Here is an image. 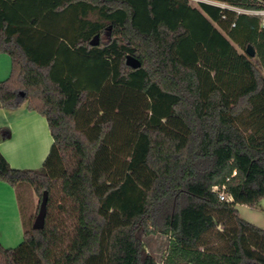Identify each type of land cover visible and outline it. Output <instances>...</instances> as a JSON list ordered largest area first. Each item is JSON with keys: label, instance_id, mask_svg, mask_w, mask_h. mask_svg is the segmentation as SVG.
<instances>
[{"label": "trees", "instance_id": "1", "mask_svg": "<svg viewBox=\"0 0 264 264\" xmlns=\"http://www.w3.org/2000/svg\"><path fill=\"white\" fill-rule=\"evenodd\" d=\"M229 6L0 0L12 65L0 107L27 103L53 138L35 168L0 151V181L39 196L23 242L0 241V264H159L140 231L169 236L162 264H264V228L237 208L264 199V24ZM10 133L0 126V142Z\"/></svg>", "mask_w": 264, "mask_h": 264}, {"label": "rangeland", "instance_id": "2", "mask_svg": "<svg viewBox=\"0 0 264 264\" xmlns=\"http://www.w3.org/2000/svg\"><path fill=\"white\" fill-rule=\"evenodd\" d=\"M193 5H197L199 1H205L211 4L220 5V6H229L225 2H220L217 0H190ZM229 8L236 9L238 11H244L247 13L255 14L260 16L262 24H264V8L259 10H244L238 7L229 6ZM103 37H106L103 34ZM239 51H244V48L239 46L237 43H234ZM11 58L6 53H0V81L6 79L11 72ZM39 125L35 127V135L38 138V156L36 163H38L42 155L46 150V143H44V137L42 132L38 128ZM46 145V147H45ZM41 156V157H40ZM41 166V165H40ZM39 167V166H37ZM18 204V206L16 205ZM39 205V196L35 192L34 188L29 183H21L18 186H11L3 181H0V213L2 215L11 216L12 213L18 211L21 216V231L15 235H4L3 231L1 232L0 241L5 247H17L24 240V227L29 224L28 219L32 216ZM237 208L239 209L240 216L246 218L247 220L258 224L264 227V199H261L255 206H249L246 204H238ZM26 225H25V223ZM223 226H220L222 229ZM139 235L144 240L147 250L152 253L157 262L162 264V261L167 253L169 236L160 232L146 234L143 231L139 232ZM214 235L213 239H216ZM218 242L213 245H217Z\"/></svg>", "mask_w": 264, "mask_h": 264}, {"label": "crops", "instance_id": "3", "mask_svg": "<svg viewBox=\"0 0 264 264\" xmlns=\"http://www.w3.org/2000/svg\"><path fill=\"white\" fill-rule=\"evenodd\" d=\"M36 125H39V129L45 140L44 143L47 145L44 155H42L43 157L38 163H36L38 156V138L34 136ZM0 126L9 127L11 130L10 136L0 142V151L12 167L35 168L43 164L53 143L48 122L44 116L36 111L29 110L27 103H23L15 109L0 107ZM16 205L18 206V204ZM20 227L21 216L18 211L16 214L12 213L11 216L0 213V231H5L4 235H15L21 231Z\"/></svg>", "mask_w": 264, "mask_h": 264}, {"label": "water", "instance_id": "4", "mask_svg": "<svg viewBox=\"0 0 264 264\" xmlns=\"http://www.w3.org/2000/svg\"><path fill=\"white\" fill-rule=\"evenodd\" d=\"M99 34H96L94 38L91 40V43L96 45L99 43ZM246 52L250 56H254L256 51L251 44L247 45ZM126 62L128 65L136 68L140 66V61L134 57L133 55L128 54L126 57ZM46 202H47V192H44L43 200L41 202L40 210L35 218L33 227L34 228H42L44 226L45 214H46Z\"/></svg>", "mask_w": 264, "mask_h": 264}, {"label": "built area", "instance_id": "5", "mask_svg": "<svg viewBox=\"0 0 264 264\" xmlns=\"http://www.w3.org/2000/svg\"><path fill=\"white\" fill-rule=\"evenodd\" d=\"M214 190H218L219 191V196L221 200H232V196L227 194L225 192V187L223 186V188L221 190H219L218 186H214Z\"/></svg>", "mask_w": 264, "mask_h": 264}, {"label": "bare ground", "instance_id": "6", "mask_svg": "<svg viewBox=\"0 0 264 264\" xmlns=\"http://www.w3.org/2000/svg\"><path fill=\"white\" fill-rule=\"evenodd\" d=\"M38 128H39V126H38ZM42 130V129H41ZM45 147H46V145H45ZM41 157V156H40ZM43 157V156H42Z\"/></svg>", "mask_w": 264, "mask_h": 264}]
</instances>
